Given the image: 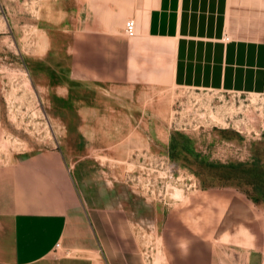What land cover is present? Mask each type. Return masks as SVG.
Wrapping results in <instances>:
<instances>
[{
  "label": "rangeland",
  "instance_id": "rangeland-1",
  "mask_svg": "<svg viewBox=\"0 0 264 264\" xmlns=\"http://www.w3.org/2000/svg\"><path fill=\"white\" fill-rule=\"evenodd\" d=\"M134 3L0 0V166L61 168L55 264H168V239L264 218V95L176 87Z\"/></svg>",
  "mask_w": 264,
  "mask_h": 264
},
{
  "label": "crops",
  "instance_id": "crops-1",
  "mask_svg": "<svg viewBox=\"0 0 264 264\" xmlns=\"http://www.w3.org/2000/svg\"><path fill=\"white\" fill-rule=\"evenodd\" d=\"M134 4L138 12L128 14L144 36L171 42L176 87L264 95V0ZM67 204L56 160L35 156L0 166V264H55ZM163 251L168 264H264V218L234 214L221 234L168 239ZM64 263L86 264L73 257Z\"/></svg>",
  "mask_w": 264,
  "mask_h": 264
},
{
  "label": "built area",
  "instance_id": "built-area-1",
  "mask_svg": "<svg viewBox=\"0 0 264 264\" xmlns=\"http://www.w3.org/2000/svg\"><path fill=\"white\" fill-rule=\"evenodd\" d=\"M137 33V25L134 20H127L125 22V34L128 38H133L136 36ZM60 244H57V247H59Z\"/></svg>",
  "mask_w": 264,
  "mask_h": 264
},
{
  "label": "bare ground",
  "instance_id": "bare-ground-1",
  "mask_svg": "<svg viewBox=\"0 0 264 264\" xmlns=\"http://www.w3.org/2000/svg\"><path fill=\"white\" fill-rule=\"evenodd\" d=\"M150 17V16H149ZM253 101H255V98H253ZM175 194L177 195V196H180L181 195V191L180 190H176L175 191ZM156 261V260H155ZM159 263H160V260H159Z\"/></svg>",
  "mask_w": 264,
  "mask_h": 264
}]
</instances>
